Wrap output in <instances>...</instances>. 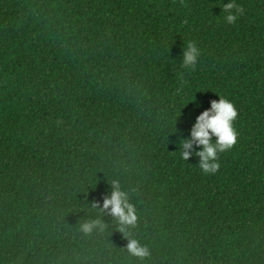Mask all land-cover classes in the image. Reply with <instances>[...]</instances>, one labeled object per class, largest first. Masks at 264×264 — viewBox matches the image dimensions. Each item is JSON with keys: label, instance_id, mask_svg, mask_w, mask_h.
Wrapping results in <instances>:
<instances>
[{"label": "trees", "instance_id": "1", "mask_svg": "<svg viewBox=\"0 0 264 264\" xmlns=\"http://www.w3.org/2000/svg\"><path fill=\"white\" fill-rule=\"evenodd\" d=\"M229 2L0 0V264H264V0ZM220 96L238 142L204 174L180 142ZM114 180L144 259L101 212Z\"/></svg>", "mask_w": 264, "mask_h": 264}, {"label": "clouds", "instance_id": "2", "mask_svg": "<svg viewBox=\"0 0 264 264\" xmlns=\"http://www.w3.org/2000/svg\"><path fill=\"white\" fill-rule=\"evenodd\" d=\"M222 13H226L225 20L229 24H234L238 15L244 13V8L234 2L224 4ZM200 56V49L194 41L186 44L183 50V67L194 70ZM238 118V111L233 102L220 96V99L211 102V108L205 110L198 116L191 129V138L182 139L180 142L181 157L188 161L193 153L200 158L199 167L204 174H215L220 169L218 163L219 154L231 150L238 142V131L235 128V121ZM213 137L215 140L213 141ZM202 148L196 151L193 145ZM111 193L103 200L102 213L112 216L119 225V232L128 241L126 249L132 256L144 259L150 256V251L146 246L133 236L130 229H135L138 225L136 208L129 200V193L121 189L118 180L111 182ZM94 207L100 208L98 202H94ZM80 231L85 235L93 232L105 231L107 225L101 219H93L80 224Z\"/></svg>", "mask_w": 264, "mask_h": 264}]
</instances>
